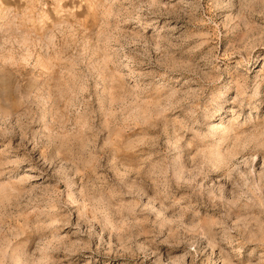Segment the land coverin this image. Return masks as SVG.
Segmentation results:
<instances>
[{
  "label": "rangeland",
  "instance_id": "374dc122",
  "mask_svg": "<svg viewBox=\"0 0 264 264\" xmlns=\"http://www.w3.org/2000/svg\"><path fill=\"white\" fill-rule=\"evenodd\" d=\"M0 264H264V0H0Z\"/></svg>",
  "mask_w": 264,
  "mask_h": 264
}]
</instances>
